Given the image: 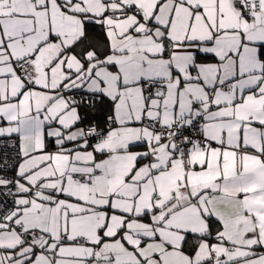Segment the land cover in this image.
Wrapping results in <instances>:
<instances>
[{"label":"snow or ice","instance_id":"snow-or-ice-1","mask_svg":"<svg viewBox=\"0 0 264 264\" xmlns=\"http://www.w3.org/2000/svg\"><path fill=\"white\" fill-rule=\"evenodd\" d=\"M0 264H264V0H0Z\"/></svg>","mask_w":264,"mask_h":264}]
</instances>
